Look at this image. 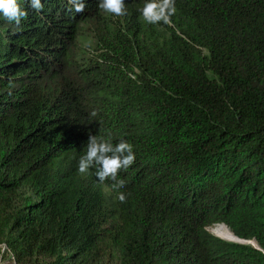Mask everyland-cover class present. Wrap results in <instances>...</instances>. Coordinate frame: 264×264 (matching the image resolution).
Returning <instances> with one entry per match:
<instances>
[{
  "label": "trees",
  "instance_id": "16d2710c",
  "mask_svg": "<svg viewBox=\"0 0 264 264\" xmlns=\"http://www.w3.org/2000/svg\"><path fill=\"white\" fill-rule=\"evenodd\" d=\"M124 2L0 14V259L264 264V0ZM89 135L133 146L119 191L78 172Z\"/></svg>",
  "mask_w": 264,
  "mask_h": 264
},
{
  "label": "clouds",
  "instance_id": "9594fccd",
  "mask_svg": "<svg viewBox=\"0 0 264 264\" xmlns=\"http://www.w3.org/2000/svg\"><path fill=\"white\" fill-rule=\"evenodd\" d=\"M73 5L72 11L82 13L85 9L84 0H69ZM30 7L41 11V0H30ZM98 8L105 13L120 17L126 14L124 0H98ZM176 13L175 0H146L140 9L144 22L148 24H171L172 16ZM0 14L9 22L19 25L27 17V11L21 9L17 0H0ZM91 116L95 117L96 112ZM135 163L133 146L126 140L120 139L113 144L110 139L89 135L86 152L78 161V172L81 175L89 174L90 169L95 170V176L101 183L111 182V188L119 191L126 185V181L119 177L121 170L127 171ZM121 203L126 202V195L119 192Z\"/></svg>",
  "mask_w": 264,
  "mask_h": 264
},
{
  "label": "water",
  "instance_id": "95a60500",
  "mask_svg": "<svg viewBox=\"0 0 264 264\" xmlns=\"http://www.w3.org/2000/svg\"><path fill=\"white\" fill-rule=\"evenodd\" d=\"M210 232H211V231H210ZM211 233H212L213 235H215L213 232H211ZM215 236H217V235H215ZM217 237H219V236H217ZM229 241H233V242H237V243H249V244L252 245L254 248L259 249L257 242H256L255 240H253V239H251V240H243V239H240V238L237 237L236 240H229ZM251 241H254V242L256 243V245H253V244L251 243Z\"/></svg>",
  "mask_w": 264,
  "mask_h": 264
},
{
  "label": "rangeland",
  "instance_id": "374dc122",
  "mask_svg": "<svg viewBox=\"0 0 264 264\" xmlns=\"http://www.w3.org/2000/svg\"><path fill=\"white\" fill-rule=\"evenodd\" d=\"M215 225H218L219 223L217 222V223H214ZM210 225L209 227H210V230L212 231V228L215 226V225ZM208 227V228H209ZM209 230V229H208ZM213 230L216 232V229H215V227L213 228ZM221 238V237H220ZM0 264H9V262H8V258L7 257H4V258H2V259H0Z\"/></svg>",
  "mask_w": 264,
  "mask_h": 264
},
{
  "label": "built area",
  "instance_id": "2783aa9c",
  "mask_svg": "<svg viewBox=\"0 0 264 264\" xmlns=\"http://www.w3.org/2000/svg\"><path fill=\"white\" fill-rule=\"evenodd\" d=\"M214 225H215V224H214ZM208 227H209V226H208ZM208 227H207V230L209 229L208 231L210 232V231H211V230H210V227H209V228H208ZM211 232H212V231H211ZM211 232H210V233H211ZM5 248H6V247H5L4 244H0V249H5Z\"/></svg>",
  "mask_w": 264,
  "mask_h": 264
},
{
  "label": "bare ground",
  "instance_id": "6f19581e",
  "mask_svg": "<svg viewBox=\"0 0 264 264\" xmlns=\"http://www.w3.org/2000/svg\"><path fill=\"white\" fill-rule=\"evenodd\" d=\"M252 242H254V241H251V243H252ZM254 243H255V242H254ZM255 245H256V243H255Z\"/></svg>",
  "mask_w": 264,
  "mask_h": 264
}]
</instances>
